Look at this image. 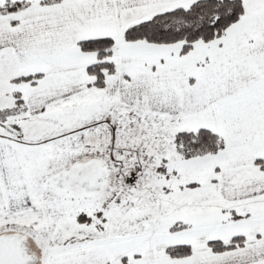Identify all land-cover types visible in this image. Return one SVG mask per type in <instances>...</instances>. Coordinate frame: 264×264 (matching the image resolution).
Masks as SVG:
<instances>
[{"label":"snow or ice","instance_id":"obj_1","mask_svg":"<svg viewBox=\"0 0 264 264\" xmlns=\"http://www.w3.org/2000/svg\"><path fill=\"white\" fill-rule=\"evenodd\" d=\"M0 264H264V0H0Z\"/></svg>","mask_w":264,"mask_h":264}]
</instances>
